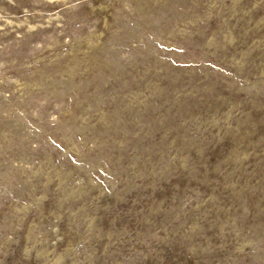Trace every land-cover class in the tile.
Returning <instances> with one entry per match:
<instances>
[{
    "label": "rangeland",
    "instance_id": "obj_1",
    "mask_svg": "<svg viewBox=\"0 0 264 264\" xmlns=\"http://www.w3.org/2000/svg\"><path fill=\"white\" fill-rule=\"evenodd\" d=\"M0 264H264V0H0Z\"/></svg>",
    "mask_w": 264,
    "mask_h": 264
}]
</instances>
